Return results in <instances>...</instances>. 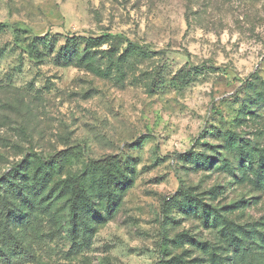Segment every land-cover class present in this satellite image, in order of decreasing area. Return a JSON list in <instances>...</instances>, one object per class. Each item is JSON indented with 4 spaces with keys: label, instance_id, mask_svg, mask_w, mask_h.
<instances>
[{
    "label": "rangeland",
    "instance_id": "obj_1",
    "mask_svg": "<svg viewBox=\"0 0 264 264\" xmlns=\"http://www.w3.org/2000/svg\"><path fill=\"white\" fill-rule=\"evenodd\" d=\"M108 34L119 54L58 64ZM263 93L264 0H0V179L47 181L33 209L0 185V264H264V186L237 149L264 158ZM77 186L98 213L71 235Z\"/></svg>",
    "mask_w": 264,
    "mask_h": 264
},
{
    "label": "trees",
    "instance_id": "obj_2",
    "mask_svg": "<svg viewBox=\"0 0 264 264\" xmlns=\"http://www.w3.org/2000/svg\"><path fill=\"white\" fill-rule=\"evenodd\" d=\"M3 27V26H2ZM79 38H69L67 40V43L65 46L61 47V49L58 52L57 61L59 65L62 66H70L73 64L84 66V67H95L94 62L96 59V56L99 52L101 53H112V54H119V50L116 45H110L109 49H102L104 45L110 44L113 41L112 35H104L101 37H89L84 38V48L82 50L79 49ZM136 54V56H139V53L137 51L136 44L130 43L127 49L120 54L119 60L121 61H128L132 55ZM99 69V68H98ZM259 100L264 101V93L259 96ZM252 105L245 106L246 113L250 114ZM229 141H232V138H230ZM239 150V154L243 156L244 159H247L250 161L252 165L251 170L254 172L255 178H258L257 180L260 185L264 186V182L260 179L261 176L264 174V158H260L259 160H256V158H252L251 153L249 150H247L245 147L238 146L237 148ZM69 155V152L63 151L60 152L59 155L53 156L52 158H49L45 160L47 162V165L50 167L52 166H61L65 162ZM37 159H40L36 157ZM114 158H109L105 160H99L96 163H94L95 170L97 172L96 176H99L100 170H105V173L107 174L106 179L98 178L96 181L98 182L99 187L107 186L113 182H116L118 179V176L113 172V163ZM43 161V160H42ZM202 163V161H201ZM208 162H203L204 165H206ZM52 165V166H51ZM21 166V165H20ZM208 167V166H207ZM17 171L13 170L9 175L11 177L4 179H0V185H5L6 193L12 194L16 199L23 200L28 203V208L33 209L35 204H40L39 202H35V198L40 195V192H37V190L43 189L47 181L44 179H39L36 182V186L34 188H30L26 184H22L21 182L25 183L27 181V170L26 167L23 166V168L19 167L16 169ZM12 177H15V179H19V182H14L11 180ZM24 185H26L24 187ZM74 187H72L73 189ZM110 188V186H109ZM75 189L78 191V196H76L75 200L72 201L70 199V225L71 230L70 234L73 235V231H76L78 226L82 225L81 221H87L89 222L90 219H92L97 213L98 210L95 208L96 204V197L94 198L91 195H88L86 192L85 187L77 186ZM111 189V188H110ZM86 192V193H85ZM82 193H85L84 195ZM108 203L113 202V196L110 192H108ZM83 195V196H82ZM15 199V200H16ZM88 202H87V200ZM189 205L195 206L194 209L200 208V204L194 199V198H188ZM181 205V204H180ZM80 206L81 209H80ZM13 207V206H12ZM10 213V210L8 211V214ZM212 212L209 211L204 206V216L209 220L210 214ZM10 216V215H9ZM11 219L16 220L15 214L13 213L11 216ZM20 221L23 220V218H19ZM89 223L87 224V226Z\"/></svg>",
    "mask_w": 264,
    "mask_h": 264
}]
</instances>
